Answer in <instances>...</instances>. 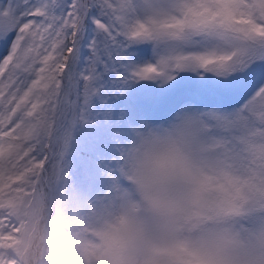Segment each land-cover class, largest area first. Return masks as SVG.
<instances>
[{"label":"snow or ice","instance_id":"obj_1","mask_svg":"<svg viewBox=\"0 0 264 264\" xmlns=\"http://www.w3.org/2000/svg\"><path fill=\"white\" fill-rule=\"evenodd\" d=\"M0 264H264V0H0Z\"/></svg>","mask_w":264,"mask_h":264}]
</instances>
